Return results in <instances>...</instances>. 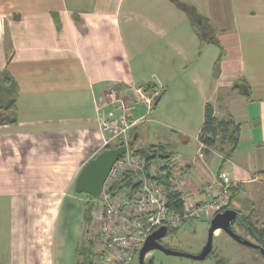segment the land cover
I'll return each instance as SVG.
<instances>
[{"label": "crops", "instance_id": "0c3cea01", "mask_svg": "<svg viewBox=\"0 0 264 264\" xmlns=\"http://www.w3.org/2000/svg\"><path fill=\"white\" fill-rule=\"evenodd\" d=\"M180 1L209 21L217 42H203L173 0H0V72L18 86L14 121L0 116V264H75L80 241L62 216L82 167L106 148L99 107L112 90L120 100L105 109L118 116L138 86L155 84L156 106L131 113L130 144L178 156L186 200L206 201L204 185L220 171L238 195L254 188L246 204L262 200L264 0ZM207 103L241 124L230 156L221 141L200 156ZM146 118L165 127L154 141L140 128Z\"/></svg>", "mask_w": 264, "mask_h": 264}, {"label": "built area", "instance_id": "2783aa9c", "mask_svg": "<svg viewBox=\"0 0 264 264\" xmlns=\"http://www.w3.org/2000/svg\"><path fill=\"white\" fill-rule=\"evenodd\" d=\"M136 92L138 98L134 103L117 106L122 111L118 116L105 109L107 102L114 104L120 100L115 90L106 95L104 104L99 107L102 128L107 132L103 145L106 147L120 139L128 146V151L114 163L102 192L94 198L97 204L94 219L99 224L95 264H128L159 227H177L184 220L202 214L212 218L232 202L233 180L227 171H220L216 180L204 185L208 194L206 201L185 200L181 212L169 208L170 192L178 189L184 180V163L176 155L159 154L148 164L129 151V133L138 123L130 119L132 111L141 102L150 107L160 93H150L145 86H138ZM199 143L202 156L206 145L200 140ZM129 173L134 174L133 187L114 192L115 185ZM162 176L167 178L161 182L158 177Z\"/></svg>", "mask_w": 264, "mask_h": 264}, {"label": "trees", "instance_id": "16d2710c", "mask_svg": "<svg viewBox=\"0 0 264 264\" xmlns=\"http://www.w3.org/2000/svg\"><path fill=\"white\" fill-rule=\"evenodd\" d=\"M178 4L183 10H185L190 18L193 20L194 25L200 39L203 42L208 40L217 42V38L212 37L211 34V25L209 21L204 18L193 6L180 1L173 0ZM212 35V36H211ZM223 54H220L218 60L215 63V75L217 76L219 71L220 58ZM10 59V58H9ZM155 84H147L145 86L146 91L152 92L155 89ZM18 86L14 78L10 73L4 69L0 72V116L1 120L4 123L13 122L14 115L17 109L16 100H17ZM160 95H157L154 98V107L160 100ZM199 140L206 145V150H209L211 147L216 146L219 141L226 142L230 144V149L226 152L225 155L230 156L234 153L237 147L240 144L241 139V124L236 122L234 116L229 113L225 119H219L216 114L214 107L211 103H207L205 107V118L202 130L198 136ZM130 143H133V134L130 136ZM125 144L122 140H115L110 143L107 147H118ZM164 145L163 144H151L143 148H136L133 145L130 146L129 151L141 158L149 164L152 158L158 156L159 154H164ZM205 150V151H206ZM123 156V155H122ZM262 177H264V171L259 172ZM133 177L134 174H127L121 182L115 185L114 192L118 191L121 188L130 186L133 187ZM167 178V177H166ZM163 176L158 177L159 181H164ZM237 188L233 187V195L237 194ZM90 199L87 200L85 210H84V224L89 227L92 226L94 222V213L97 207L94 197L89 195ZM185 198L183 192L180 189H175L170 192L169 195V208L178 212L183 211L185 207ZM255 217V212H251L248 215L240 214L237 223L238 226L243 229L247 235L251 236L258 244L264 248V222L259 220H253ZM260 224V225H258ZM170 230L176 231L177 227H169ZM85 236L77 245V259L75 264H95V258L97 253L96 240L90 236V229L85 230Z\"/></svg>", "mask_w": 264, "mask_h": 264}, {"label": "rangeland", "instance_id": "374dc122", "mask_svg": "<svg viewBox=\"0 0 264 264\" xmlns=\"http://www.w3.org/2000/svg\"><path fill=\"white\" fill-rule=\"evenodd\" d=\"M141 106L142 105H139V107ZM151 114L153 115V113ZM143 121V123L140 125V128L143 129L144 135L150 132V141H154L153 139H155L153 131H155L156 129L165 130V127H162L156 122H153L154 120H152V118H146ZM162 132L164 133L165 131ZM143 139L146 140L145 138ZM140 145H142L141 139H139L135 143L134 147H141ZM257 178L260 182H264V177H262L260 173ZM259 187H261V201H257L251 206L249 204H246L245 201L252 199V197H250V193L251 189H254L253 187H246L244 195L242 193H240L239 195L236 194L235 196L232 195L234 201L231 202V204L236 207L237 210L242 208H249V210H251L252 212L254 211L255 217L253 218V220H259L261 223L264 222V184H260ZM89 199L90 196L87 193L77 192L75 190V185L72 186L71 197L67 199L65 204L66 208L62 216V226L69 231V234L71 236H76L77 234V241L80 242H82L85 236V230L90 229L89 235L93 238L96 236L94 239L96 240V247L99 248V237L97 235L99 229L97 230V222L94 220L96 224H94L93 222L92 226L90 227L84 224V210L86 202ZM241 201L242 203L240 204ZM242 214H244V212H242ZM245 215L247 214L245 213ZM211 221L212 218H208L205 214L187 219L174 232V237L171 240L170 244H172L175 249H179L181 251L191 253L198 252L199 250H201L204 242L208 238ZM237 229V231L243 234L247 239L254 243H257L256 240L247 235L244 230L238 227ZM132 260L131 261L133 264H138L137 259ZM146 264H264V255L259 249L250 245L243 244L233 239L229 234H221V231H218V234L214 235L213 250L207 258L194 259L190 257L167 254L160 250H151L149 257L146 260Z\"/></svg>", "mask_w": 264, "mask_h": 264}, {"label": "water", "instance_id": "95a60500", "mask_svg": "<svg viewBox=\"0 0 264 264\" xmlns=\"http://www.w3.org/2000/svg\"><path fill=\"white\" fill-rule=\"evenodd\" d=\"M127 151L128 146L126 144L120 145L118 147H107L101 150L95 157L91 158L82 167L76 179L75 190L80 193H87L93 197L99 196L114 163ZM237 214L238 211L235 209H227L223 212L221 211L217 213L212 218L208 242L204 249L198 254L167 248L164 245L155 243V240L158 236H163L168 231L167 226H161L149 235L144 246L140 250V258L142 260L145 253L151 249H160L167 254L190 257L194 259H204L212 248L213 230L218 228L224 229L235 240L255 247L264 254V248L262 246L248 239H244L231 228V222L236 219Z\"/></svg>", "mask_w": 264, "mask_h": 264}, {"label": "flooded vegetation", "instance_id": "af4514ba", "mask_svg": "<svg viewBox=\"0 0 264 264\" xmlns=\"http://www.w3.org/2000/svg\"><path fill=\"white\" fill-rule=\"evenodd\" d=\"M227 209H235V210H236V208H235L232 204H230L228 207L224 208V209L222 210V212L225 211V210H227ZM236 211H237V210H236ZM240 214H241V212H238L236 219H234V220L231 222V228H232L235 232H237L240 236H242L244 239H247L243 234H241L239 231H237V230H238L237 227L240 228V227L238 226V223H237V220H238ZM235 225H236V226H235ZM240 229H241V228H240ZM209 230H210V229H209ZM216 230L221 231V234H222V233H227L224 229H220V228L213 230L212 248H211V251L209 252V254L212 252L213 247H214V235L217 234V233H216ZM242 230H243V229H242ZM227 234H228V233H227ZM229 235H230V234H229ZM230 236H231V235H230ZM173 237H174V231H172V230H170V229L168 228L167 233H166L165 235H163V236H158V237L156 238V240H155V243H157V244H161V245H164V246L167 247V248L175 249L174 246H173L172 244H170V242H171V240L173 239ZM231 237H232V236H231ZM208 238H209V234H208ZM208 238H207V240L204 242V244H203L201 250H199L198 252H194V253H197V254H198V253H200V252L204 249V247L206 246V244H207V242H208ZM232 238H233V237H232ZM233 239H234V238H233ZM248 240H249V239H248ZM256 244H257V243H256ZM259 245H260V244H259ZM260 246H261V245H260ZM151 250H160V249H151ZM151 250H149V251H147V252L145 253V255L143 256L142 260H141V258H140V252H139V253L134 257V260L137 259V260H138V264H146V260H147V258L149 257V254L151 253ZM176 250H179V249H176ZM160 251H163V250H160ZM163 252H164V251H163ZM209 254H208L205 258H207V257L209 256ZM262 254H263V253H262ZM263 255H264V254H263ZM132 261H133V260H132ZM132 261H131L130 263H128V264H133Z\"/></svg>", "mask_w": 264, "mask_h": 264}]
</instances>
